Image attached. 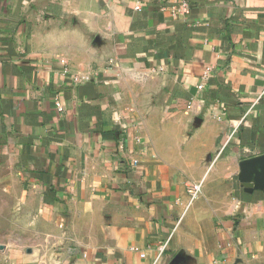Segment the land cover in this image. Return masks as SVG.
<instances>
[{
    "label": "crops",
    "instance_id": "obj_1",
    "mask_svg": "<svg viewBox=\"0 0 264 264\" xmlns=\"http://www.w3.org/2000/svg\"><path fill=\"white\" fill-rule=\"evenodd\" d=\"M182 1L0 0V264H264V0Z\"/></svg>",
    "mask_w": 264,
    "mask_h": 264
},
{
    "label": "water",
    "instance_id": "obj_2",
    "mask_svg": "<svg viewBox=\"0 0 264 264\" xmlns=\"http://www.w3.org/2000/svg\"><path fill=\"white\" fill-rule=\"evenodd\" d=\"M240 171L241 181L253 180L255 188L264 191V155L242 160Z\"/></svg>",
    "mask_w": 264,
    "mask_h": 264
},
{
    "label": "built area",
    "instance_id": "obj_3",
    "mask_svg": "<svg viewBox=\"0 0 264 264\" xmlns=\"http://www.w3.org/2000/svg\"><path fill=\"white\" fill-rule=\"evenodd\" d=\"M182 2H183L182 7L185 9L184 10L185 13L189 14L190 13L191 4L189 2H187L186 0H184ZM212 71H213V67H211V66L206 67L205 72L203 74L204 80H208L209 75L211 74ZM198 89L199 90H203L204 86L203 85H199ZM263 96H264V91L261 93V95L259 96L258 100H260ZM56 106H57L58 112L62 113L64 111V107H63V104L61 102H57ZM188 191H189V194L191 195V197L193 199H197L199 197V195H200V192H201V185L200 184L190 185L189 188H188Z\"/></svg>",
    "mask_w": 264,
    "mask_h": 264
}]
</instances>
